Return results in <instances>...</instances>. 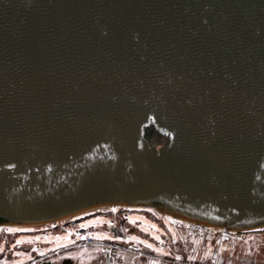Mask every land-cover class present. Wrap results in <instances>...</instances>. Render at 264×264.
I'll use <instances>...</instances> for the list:
<instances>
[{"label": "water", "instance_id": "95a60500", "mask_svg": "<svg viewBox=\"0 0 264 264\" xmlns=\"http://www.w3.org/2000/svg\"><path fill=\"white\" fill-rule=\"evenodd\" d=\"M111 205L264 226V0H0V226Z\"/></svg>", "mask_w": 264, "mask_h": 264}, {"label": "rangeland", "instance_id": "374dc122", "mask_svg": "<svg viewBox=\"0 0 264 264\" xmlns=\"http://www.w3.org/2000/svg\"><path fill=\"white\" fill-rule=\"evenodd\" d=\"M137 208L140 207L111 205L87 211L85 214L74 217V220L67 217L57 222L58 226L52 230L54 231L53 234L48 232L46 234H32L28 236V238L32 237V239L39 241L36 242L33 240L26 242L28 247L36 249L34 254L23 250L11 251L7 253V260L5 262L2 261V264L25 262L33 259L32 256L36 257L42 255L43 251L55 248L57 249L50 254L49 258L51 257L56 262H60L65 256H73L77 259V264H105L103 254L98 247L77 244L78 237L75 235V232L78 227L86 225L94 226V234L96 237L107 239H121L119 234L112 232L114 228L111 225L113 223L118 224V227H116L117 232L118 229H121L120 227L122 224L124 226L127 225L128 229L125 230V235H127L128 239L142 242L161 251L163 250L164 241L163 238L159 236L157 230L163 232L162 225L159 223L164 222L162 220L163 218L179 229L182 241L177 246V249L183 253L182 257L184 258L188 256L187 247L192 239L194 245L198 247V251H194V258L198 259V261L208 262V264H264V231L257 229L237 231V234L233 237L231 236L230 239L226 241H222L221 236L217 234L213 239L210 238L209 243L206 238L201 240L200 237L195 236V232L194 237H192L188 228L189 221L185 219L175 218V220L164 216L156 218V216L152 214V212H155L154 209L148 211L139 210ZM137 220L142 223L139 228L136 227V224L140 223ZM50 223H45L43 226L39 225L38 228L47 225L51 226L52 224ZM165 223L169 228L171 227L167 222ZM20 227L21 231L35 230L33 227ZM17 228L19 227L3 226V233L0 235V241H4L2 251H5L7 248L5 242H10L16 237L15 235H17V233H9L7 230H16ZM61 229L64 231H61ZM150 235L153 238H151ZM25 237L27 238V236L23 234L18 235L17 241L13 242L12 245H16L17 242L19 243ZM154 239L159 240L162 245L156 244ZM51 241L52 243H49ZM41 242L46 244H42ZM58 247L61 248L58 249ZM172 248L174 247L172 246ZM167 263L174 264L172 262Z\"/></svg>", "mask_w": 264, "mask_h": 264}, {"label": "built area", "instance_id": "2783aa9c", "mask_svg": "<svg viewBox=\"0 0 264 264\" xmlns=\"http://www.w3.org/2000/svg\"><path fill=\"white\" fill-rule=\"evenodd\" d=\"M111 226L114 228L112 232L118 234L116 230L118 224L113 223ZM188 228L192 237H194L195 232V236L200 237L201 240L206 238L209 243L210 238L213 239L217 234L221 236L222 241H226L229 240L231 236L233 237L241 231L230 230L226 227L195 223L192 221H189ZM253 229L264 231V226L255 227ZM2 233L3 226H0V235ZM75 235L78 237L77 244L98 247L110 264H137L141 259H146L148 264H163L167 262H172L174 264H208V262L198 261V259L194 258V251H198V247L194 245L192 239L187 247L188 256L184 258L178 254L156 252L142 243L133 240L128 241L96 237L94 234V226L92 225L78 227ZM50 254L52 253H43L42 255L34 257L29 263L38 264L39 262L47 260Z\"/></svg>", "mask_w": 264, "mask_h": 264}, {"label": "crops", "instance_id": "0c3cea01", "mask_svg": "<svg viewBox=\"0 0 264 264\" xmlns=\"http://www.w3.org/2000/svg\"><path fill=\"white\" fill-rule=\"evenodd\" d=\"M137 207H140V206H137ZM136 208V207H135ZM142 208H144V209H142ZM137 209H139V210H148V211H152V209H154V211L156 212H152V214H154L155 216H156V218H159V217H161V216H164V217H167V215L168 214H164V213H162V212H160V211H158L157 209H155V208H150V207H140V208H137ZM86 212H84V213H81V214H78V215H75V216H72V217H69V218H74V217H78V216H80V215H82V214H85ZM77 219V218H76ZM61 220H63V219H61ZM164 222H159L161 225H162V228H163V232H160V231H158L157 230V232H158V234H159V236H161L162 238H163V241H164V245H163V250H161V251H159V250H157V249H155V248H152V247H150V246H148V245H146V244H144V243H142V242H140V243H142L143 245H145L146 247H148V248H150V249H152V250H154V251H156V252H159V253H171V254H178V255H181V256H183L182 254V252L180 251V250H178L177 249V246L181 243V239H182V237H181V233H180V231H179V229L177 228V227H175L173 224H170L167 220H165L164 218L162 219ZM58 221H60V220H58ZM58 221H54V222H51L50 224H52L51 226H45V227H41V228H38V226L39 225H41V226H43V225H45V224H39V225H32V226H25V227H33L35 230H33V231H21L20 229H21V227L20 226H15V227H19V228H17L16 230H7L9 233H17V235H15L16 237L13 239V240H11L10 242H5L6 244H7V248L5 249V251H2L3 250V245H4V241H0V264H2V261H6L7 260V253L8 252H11V251H17V250H23V251H27V252H29V253H32V254H34V252L36 251V249L35 248H33V247H28L27 245H26V242H29V241H36L35 239H32V237H29L28 238V236L29 235H32V234H36V235H38V234H46V233H52L53 234V232L54 231H52V230H54L57 226H58ZM137 221H139V220H137ZM171 221V220H170ZM140 222V221H139ZM165 222H167L171 227L169 228L168 226H167V224L165 223ZM128 223H132V222H128ZM174 223V222H173ZM47 224V223H46ZM49 224V223H48ZM111 225V224H110ZM137 226L136 227H138L139 228V226H141L142 225V223L140 222L139 224H136ZM6 227V226H5ZM22 228H24V226L22 227ZM121 229H118V234L121 236V239L122 240H128V241H131L130 239H128V237H127V235H125V233H126V231L125 230H127L128 228H127V225H121V227H120ZM63 229H61V231H62ZM64 231V230H63ZM112 231V230H111ZM21 234H23V235H25V236H27V238L25 237L24 239H22L19 243L17 242V244L15 245V244H13L12 245V243L13 242H15V241H17V237H18V235H21ZM151 236V235H150ZM151 238H153L152 236H151ZM154 241H155V243L156 244H159V245H162V243L159 241V240H155L154 239ZM36 242H39L38 240L36 241ZM138 242V241H137ZM42 244L44 243V242H41ZM49 243H52V241L51 242H49ZM44 244H46V243H44ZM48 244V243H47ZM36 245V244H35ZM66 245H68V244H66ZM66 245H64V246H66ZM174 247V248H172V246ZM59 248H61V247H58V249ZM57 248H55V249H50V250H46V251H43V253H53L55 250H56ZM41 253V252H40ZM33 258H34V256H32ZM103 258H104V260H105V264H110L109 262H108V260H107V258H106V256H104L103 255ZM32 259H30V260H27V261H25V262H21V263H16V264H27V263H29L30 261H31ZM47 260H51L52 261V264H77V259H75L73 256H65L60 262L59 261H54L51 257L50 258H48ZM79 262V261H78ZM12 264V263H11ZM137 264H148V261L146 260V259H141V261L139 260L138 261V263ZM163 264H168V263H163Z\"/></svg>", "mask_w": 264, "mask_h": 264}, {"label": "bare ground", "instance_id": "6f19581e", "mask_svg": "<svg viewBox=\"0 0 264 264\" xmlns=\"http://www.w3.org/2000/svg\"><path fill=\"white\" fill-rule=\"evenodd\" d=\"M167 217L171 218V219H175L178 217L172 216V215H167ZM179 219V218H178ZM71 220H74V218H72ZM176 220V219H175ZM14 226H20V225H14ZM260 230V229H259Z\"/></svg>", "mask_w": 264, "mask_h": 264}, {"label": "snow or ice", "instance_id": "6c2138e0", "mask_svg": "<svg viewBox=\"0 0 264 264\" xmlns=\"http://www.w3.org/2000/svg\"><path fill=\"white\" fill-rule=\"evenodd\" d=\"M11 231V230H10Z\"/></svg>", "mask_w": 264, "mask_h": 264}]
</instances>
